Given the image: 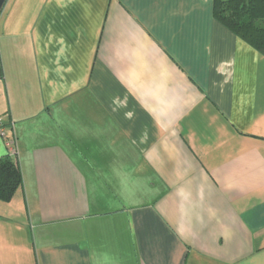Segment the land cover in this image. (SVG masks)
<instances>
[{"label": "crops", "instance_id": "crops-1", "mask_svg": "<svg viewBox=\"0 0 264 264\" xmlns=\"http://www.w3.org/2000/svg\"><path fill=\"white\" fill-rule=\"evenodd\" d=\"M213 3L6 0L0 264H264V54Z\"/></svg>", "mask_w": 264, "mask_h": 264}, {"label": "trees", "instance_id": "trees-1", "mask_svg": "<svg viewBox=\"0 0 264 264\" xmlns=\"http://www.w3.org/2000/svg\"><path fill=\"white\" fill-rule=\"evenodd\" d=\"M213 14L219 22L264 54V0H214ZM10 136L7 132V137ZM16 157L13 158L10 153L0 155L2 201H11L24 183L23 172Z\"/></svg>", "mask_w": 264, "mask_h": 264}, {"label": "built area", "instance_id": "built-area-1", "mask_svg": "<svg viewBox=\"0 0 264 264\" xmlns=\"http://www.w3.org/2000/svg\"><path fill=\"white\" fill-rule=\"evenodd\" d=\"M0 128H1V133L2 135L7 139L8 141V145H9V149L11 154H13L14 156H16V149H15V138L11 135L10 137H7V129L4 125H2V119L0 118Z\"/></svg>", "mask_w": 264, "mask_h": 264}, {"label": "water", "instance_id": "water-1", "mask_svg": "<svg viewBox=\"0 0 264 264\" xmlns=\"http://www.w3.org/2000/svg\"><path fill=\"white\" fill-rule=\"evenodd\" d=\"M6 0H0V12L5 4ZM0 73H1V68H0Z\"/></svg>", "mask_w": 264, "mask_h": 264}, {"label": "rangeland", "instance_id": "rangeland-1", "mask_svg": "<svg viewBox=\"0 0 264 264\" xmlns=\"http://www.w3.org/2000/svg\"><path fill=\"white\" fill-rule=\"evenodd\" d=\"M1 134L2 133H1V128H0V137L2 136ZM10 155L14 158V155L13 154L10 153Z\"/></svg>", "mask_w": 264, "mask_h": 264}]
</instances>
